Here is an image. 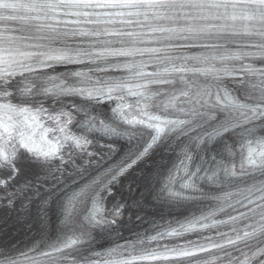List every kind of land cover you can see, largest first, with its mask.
Segmentation results:
<instances>
[{"label":"snow or ice","instance_id":"obj_1","mask_svg":"<svg viewBox=\"0 0 264 264\" xmlns=\"http://www.w3.org/2000/svg\"><path fill=\"white\" fill-rule=\"evenodd\" d=\"M0 264H264V0H0Z\"/></svg>","mask_w":264,"mask_h":264},{"label":"bare ground","instance_id":"obj_2","mask_svg":"<svg viewBox=\"0 0 264 264\" xmlns=\"http://www.w3.org/2000/svg\"><path fill=\"white\" fill-rule=\"evenodd\" d=\"M133 211L135 212L136 210H133ZM141 214L144 215V213H141ZM157 215H158V212L155 209L147 210V218H149V217L155 218V216H157ZM131 219H133L134 222H139V221H137L135 216Z\"/></svg>","mask_w":264,"mask_h":264}]
</instances>
